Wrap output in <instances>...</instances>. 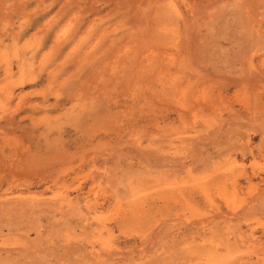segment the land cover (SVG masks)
I'll return each mask as SVG.
<instances>
[{
  "label": "rangeland",
  "instance_id": "obj_1",
  "mask_svg": "<svg viewBox=\"0 0 264 264\" xmlns=\"http://www.w3.org/2000/svg\"><path fill=\"white\" fill-rule=\"evenodd\" d=\"M0 264H264V0H0Z\"/></svg>",
  "mask_w": 264,
  "mask_h": 264
}]
</instances>
